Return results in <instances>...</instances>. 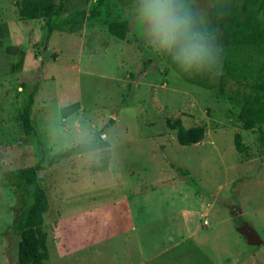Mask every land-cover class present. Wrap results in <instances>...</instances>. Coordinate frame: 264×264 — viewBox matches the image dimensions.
<instances>
[{
    "label": "rangeland",
    "instance_id": "obj_1",
    "mask_svg": "<svg viewBox=\"0 0 264 264\" xmlns=\"http://www.w3.org/2000/svg\"><path fill=\"white\" fill-rule=\"evenodd\" d=\"M191 1L205 26L210 0ZM141 7L102 0L75 36L56 31L43 50L40 20L20 24L12 0H0V19L28 34L41 56L34 66L47 67L30 107L33 134L12 116L23 93L0 133V264H16L14 233L36 163L48 201L45 264H264V126L261 137L215 90L170 69ZM111 17L126 21L123 39L108 32ZM167 119L203 123L204 136L179 145ZM81 130L97 140L94 149L49 164ZM243 225L259 245L246 243Z\"/></svg>",
    "mask_w": 264,
    "mask_h": 264
},
{
    "label": "trees",
    "instance_id": "obj_2",
    "mask_svg": "<svg viewBox=\"0 0 264 264\" xmlns=\"http://www.w3.org/2000/svg\"><path fill=\"white\" fill-rule=\"evenodd\" d=\"M207 10V23L202 25L191 0H175L184 5L191 13L194 28L207 36H215L219 49V63L213 72L197 73L194 68L187 71L180 61L173 59V53L162 50L164 62L184 81L204 89L215 90L219 97L225 98L238 108L236 119L240 123L256 126L262 137L264 126V0H210ZM89 0H13L16 18L19 21L40 20L41 48L45 50L54 27H63L76 32L83 27L87 17H95L100 12L102 0L88 6ZM107 30L113 36L123 39L126 33V21L111 17ZM218 71H221L218 73ZM227 79L237 86L231 87ZM38 83L29 88L20 84L18 95L26 94L20 102L17 120L25 135L33 134L34 127L30 119V106ZM21 96V95H20ZM167 127L174 130L179 145L198 143L204 136L205 124L183 127L179 119L170 122ZM97 140L87 143L76 142L54 153L49 164L93 150ZM36 163L28 175L30 203L21 214L16 227L13 249L16 264H45L49 259L47 233L43 228V214L47 211L48 201L44 189L37 177L39 169ZM179 170V168L177 169Z\"/></svg>",
    "mask_w": 264,
    "mask_h": 264
},
{
    "label": "clouds",
    "instance_id": "obj_3",
    "mask_svg": "<svg viewBox=\"0 0 264 264\" xmlns=\"http://www.w3.org/2000/svg\"><path fill=\"white\" fill-rule=\"evenodd\" d=\"M140 11L153 44L172 52L173 59L180 61L185 71L194 68L197 73H207L216 69L219 55L214 50H220L216 37L196 30L193 17L184 5L175 0H142ZM77 138L87 143L94 137L81 130ZM99 139H107V134H101Z\"/></svg>",
    "mask_w": 264,
    "mask_h": 264
},
{
    "label": "crops",
    "instance_id": "obj_4",
    "mask_svg": "<svg viewBox=\"0 0 264 264\" xmlns=\"http://www.w3.org/2000/svg\"><path fill=\"white\" fill-rule=\"evenodd\" d=\"M13 10L14 14L12 18H16L15 7ZM4 21L5 20L0 19V133L5 129L8 112L10 110L9 107H11L9 103L15 104L16 93L20 90V84H24L29 88L33 83H38L37 90L33 95V104L35 102L36 94H38L40 80L45 79V76L41 75V73L43 69L47 68L35 67L36 60H40L41 56L37 51L38 48L36 49V46L32 47L28 44V34H25L22 30L20 31L21 28H18V31L14 34L8 23ZM20 24H23L22 21ZM56 31L61 34H75V32H69L63 27H54L49 36L47 48H50L49 42L51 36ZM39 36V34H36L32 37V40L35 42L38 41ZM77 45L75 46V49L79 50ZM34 51L36 55L32 56ZM29 81L31 82L29 83ZM16 83L18 89L17 92L14 90ZM17 110V106H15L12 113L13 117L17 116Z\"/></svg>",
    "mask_w": 264,
    "mask_h": 264
},
{
    "label": "water",
    "instance_id": "obj_5",
    "mask_svg": "<svg viewBox=\"0 0 264 264\" xmlns=\"http://www.w3.org/2000/svg\"><path fill=\"white\" fill-rule=\"evenodd\" d=\"M238 231L245 236L247 244L257 246L261 243L260 237L251 227L243 225L238 228Z\"/></svg>",
    "mask_w": 264,
    "mask_h": 264
}]
</instances>
